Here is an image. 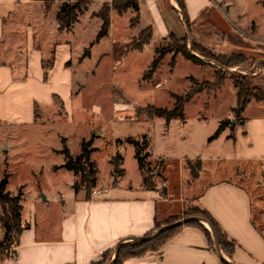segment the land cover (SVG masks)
<instances>
[{"label": "rangeland", "instance_id": "1", "mask_svg": "<svg viewBox=\"0 0 264 264\" xmlns=\"http://www.w3.org/2000/svg\"><path fill=\"white\" fill-rule=\"evenodd\" d=\"M120 1L95 0L76 26V34H69L76 56L69 64L73 66L75 84L74 97L70 100L65 95L67 105L57 101L52 106H41L36 123L0 128V183L7 178L10 195L21 194L24 221L29 220L33 204L39 209L49 208L52 214L55 207L75 196L74 185L82 182L81 174L63 167L67 158L62 151L67 147L76 158L82 153L83 143L90 141L98 178L94 190H108L115 182L140 186L142 177L147 176L161 196L169 195L171 200L182 197L185 201L182 208L178 202L170 204L176 215L159 223L175 224L191 219L199 209L195 202L200 189L195 176L199 156H229L232 126L242 121V116L237 117L233 110L237 106L232 78L247 76L251 87L259 89L264 98V0H259L261 6L256 0H239L233 11H229L228 4L235 0H216V4L210 1L195 17L188 13V24L183 23L167 0H157L166 28L158 26L149 14L154 27L148 29L142 21V12L140 19L131 10L119 16L112 8ZM138 1L146 12L144 0ZM61 4L57 1L43 5L48 13ZM107 10L111 17L109 34L96 44L102 27L99 16ZM149 29L154 37L144 45L139 35L144 31L146 37ZM170 33L179 39L187 36L191 52L197 43L215 55L243 54L251 62L240 70L225 69L196 53L205 64L197 65L171 52L154 66L160 57L158 51L176 47ZM258 36L261 42L257 41ZM85 46L87 50L82 53ZM51 60L52 57L45 60L46 66ZM198 90L185 102L183 118L168 121L157 117L152 124L145 112L139 113L150 107L174 111L179 98ZM222 122H227V128L212 138ZM145 135L151 139L152 157L147 161L151 164L149 170L141 174L135 147L129 140L142 141ZM233 166L239 165L215 160L208 163L205 171L216 178L215 172L227 168L230 173ZM121 170L122 176L117 172ZM228 176L237 179L232 174ZM241 183L248 185V180ZM84 194L83 188L79 197ZM259 195L263 196L264 208V187L254 197ZM163 209L159 206L160 211ZM4 234L0 222V245ZM13 248L5 250L4 255Z\"/></svg>", "mask_w": 264, "mask_h": 264}, {"label": "crops", "instance_id": "2", "mask_svg": "<svg viewBox=\"0 0 264 264\" xmlns=\"http://www.w3.org/2000/svg\"><path fill=\"white\" fill-rule=\"evenodd\" d=\"M184 1L192 17L210 1L217 3ZM238 1L229 2V11L235 10ZM157 2L144 0L145 12L139 1L146 29L154 27L151 19L166 28ZM167 2L183 19L175 0ZM43 4L35 0H0V128L34 124L36 104L52 106L56 95L66 106L65 95L74 97L75 78L69 64L76 51L69 34H76L89 8L72 30L64 32L57 23L61 5L46 13ZM256 4L261 6L259 0ZM183 23L186 24L184 19ZM102 39L97 42L96 38V44ZM256 39L262 41L260 36ZM86 50V46L81 49L82 53ZM51 57L53 65L45 79L43 62ZM153 121L150 120L152 124ZM232 130L229 156H199L201 170L196 181L200 189L195 199L197 206L205 209L227 238L236 243L232 258L212 248L198 226H183L159 251L128 259L124 264H264L263 196L254 197L264 187V102L252 101L242 114L241 123L233 125ZM215 160L239 166H233L230 173L227 168L217 171L213 174L217 177L212 178L211 172L205 170ZM246 179L248 185L242 184L241 180ZM143 181L144 177L142 184L134 187L116 183L107 193L91 196L90 200L85 199L86 192L82 197L75 194L69 202L55 207L52 214L49 208L39 209L33 204L29 220L21 217L25 229L19 244L11 253L0 256V264H97L106 253L113 252L114 257L119 245L153 236L157 221L176 215L170 204L178 202L182 208L185 201L182 197L171 200L169 195L161 196L159 189L148 190ZM159 206L164 209L160 211Z\"/></svg>", "mask_w": 264, "mask_h": 264}, {"label": "trees", "instance_id": "3", "mask_svg": "<svg viewBox=\"0 0 264 264\" xmlns=\"http://www.w3.org/2000/svg\"><path fill=\"white\" fill-rule=\"evenodd\" d=\"M35 1H43L46 6L54 2H62L59 12L57 14V23L58 28L61 31H70L73 29L74 25L79 21L81 15H83L89 8L90 4L94 0H35ZM175 2L179 5L181 10V14L186 24L189 23L190 16L188 14L185 1L184 0H175ZM115 12L118 13L119 16H123L128 13V11H133L136 13L138 19H140V4L138 0H122L120 2H115L112 8ZM105 14L100 15V19L102 21L101 31L97 37V42L106 37L109 34V30L111 27V17L110 10H107ZM148 35L145 37L143 32L140 33V38H142V44H149L153 37L154 33L152 29H149ZM171 39L175 43L176 47L169 49L167 51H158L160 57L155 61L154 66H156L158 61L164 56V54H168L171 52L181 54L185 59L197 64L202 65L205 64L200 57L194 55L193 53L198 54L204 59L215 63L217 66L232 69H239L240 67L251 62V59L243 54L232 53L229 55H215L210 53L201 45L194 43L191 52L188 49V38L187 36L184 38H177L174 34H170ZM53 63L50 61L46 66L45 61L43 62V67L45 70V79L47 78L48 72L51 69ZM240 70V69H239ZM232 84L234 89L236 90V108L233 109L237 115V117H241L244 113L246 107L252 102H264V98L261 96V91L259 89H254L251 86V82L247 76L240 78H232ZM220 85V84H219ZM200 92V90L195 93L191 91L184 99H178L176 109L174 111L160 110L154 107L146 108L143 111H139V113L145 112V115L150 120H153L157 117H164L168 121L173 118H183V108L186 101L192 99L194 95ZM54 102H61V99L58 96L53 97ZM39 105L36 104L35 113L36 119L38 120V109ZM230 124V123H229ZM227 128V122H222L219 129L215 133L212 138H217L221 133ZM135 147V158L138 162L139 169L142 173L145 174L149 170L151 164H148V158L152 157L151 150V139L148 135L142 137L141 140H129ZM92 141L84 142L82 153L78 155L76 158L72 156L70 150L65 147L62 151L65 153L67 162L63 165L67 170L74 172L75 174H81V183L76 182L74 187L76 190V194H79L81 189L84 188L86 192L85 199L90 200L92 196L93 190L97 187V171L95 169V164L92 161V149H91ZM195 171V176L199 175V171L201 170V165L198 162ZM120 176L123 175V170L120 172ZM151 179L149 177L144 176V186L148 190H154V184L151 183ZM117 183V182H115ZM8 179L5 178L0 183V222L3 224L5 229V234L3 238V242L0 245V256L1 254L4 256V251L9 249L12 246H16L19 244L20 236L24 231V227L22 226L21 219V211L22 206L20 204L21 194L17 197H12L10 193L7 191ZM198 214L192 215L191 218H203L208 221L213 229L215 230L219 245L221 250L229 257L232 258L237 245L233 241L229 240L227 236L222 232L219 225L216 221L211 217V215L202 208H199ZM173 224L172 222L159 223L156 222L155 226V234L153 236L146 237L144 240H134L129 243H124L120 246L119 253L117 259L114 264H124L126 260L131 258H137L144 256L149 252H157L159 251L165 244H167L174 236H176L183 226H198L201 228L207 235L209 239V243L212 248L215 249V242L213 238V234L209 231L201 222L197 220L189 221L183 225L173 227L169 230L159 232L164 226H169ZM113 252L106 253L103 257V260L97 264H109L112 261ZM225 263V262H224ZM228 264V263H225Z\"/></svg>", "mask_w": 264, "mask_h": 264}, {"label": "water", "instance_id": "4", "mask_svg": "<svg viewBox=\"0 0 264 264\" xmlns=\"http://www.w3.org/2000/svg\"><path fill=\"white\" fill-rule=\"evenodd\" d=\"M193 54H194V53H193ZM89 55H90V53H89ZM192 220H197V221H199V222H201V223H203V224H208V225H209L210 230H211V232H212V234H213V238H214V242H215L216 250L218 251L219 254H221V248H220V245H219V240H218L217 234H216L215 230L213 229L212 225H211L208 221H206L205 219H202V218H191V219H186V220L181 221V222H179V223H175V224H173V225L165 226V227H163L161 230H159L158 233H159V232H162V231L169 230V229H171V228H173V227H177V226L183 225V224H185V223H187V222H189V221H192ZM144 239H145V238H139V239H134V240H144ZM120 246H121V245H119V246L117 247L116 252H115V255H114V257L112 258V261H111L109 264H114V263H115V261H116V259H117V256H118V253H119ZM229 264H233V263H230V262H229Z\"/></svg>", "mask_w": 264, "mask_h": 264}, {"label": "built area", "instance_id": "5", "mask_svg": "<svg viewBox=\"0 0 264 264\" xmlns=\"http://www.w3.org/2000/svg\"><path fill=\"white\" fill-rule=\"evenodd\" d=\"M107 192H108V190H93L92 197L97 198V197H100Z\"/></svg>", "mask_w": 264, "mask_h": 264}, {"label": "bare ground", "instance_id": "6", "mask_svg": "<svg viewBox=\"0 0 264 264\" xmlns=\"http://www.w3.org/2000/svg\"><path fill=\"white\" fill-rule=\"evenodd\" d=\"M207 228H210L208 224H205Z\"/></svg>", "mask_w": 264, "mask_h": 264}]
</instances>
